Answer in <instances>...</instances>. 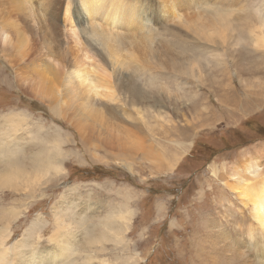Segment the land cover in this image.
<instances>
[{"label":"rangeland","instance_id":"obj_1","mask_svg":"<svg viewBox=\"0 0 264 264\" xmlns=\"http://www.w3.org/2000/svg\"><path fill=\"white\" fill-rule=\"evenodd\" d=\"M13 1L0 0V126L8 128L2 119L9 114H26L32 137L62 141V152L60 172L50 174L46 187L29 194L0 192V208L11 207L15 199L22 201L14 202L16 208L28 207L15 222L10 243L44 225L35 251L45 256L55 248L48 242L54 219L66 217V223L76 220L65 233L77 237L70 241L80 253L85 236L76 217L92 227L127 203L132 211L129 231L122 240L104 242V252L99 253L110 264H240L230 259L233 254L246 264H264V237L260 239L264 235L251 231L256 228L251 213L254 196L248 200L230 190L244 175L239 171L253 168L257 175L245 178L254 185L264 175V47L256 38L264 34V0H135L140 14L147 13V22L134 26L128 19L118 24L127 38L125 50L120 51L125 55L119 56L134 59L140 70L133 74L132 84L127 83L139 91L134 103L114 87L131 72L110 73L114 64L107 48L84 35L83 23L73 13L79 0H20L29 8L26 12ZM67 7L79 28L78 46L65 32L62 18ZM211 8L216 15L208 13ZM12 22L18 32L10 28ZM103 27L107 28L106 22ZM19 41H24L21 50ZM164 49L182 53L195 65H180V75L158 68L155 58L165 59ZM84 55L93 58V63L87 61L91 69L84 66V70L102 76L97 79L93 73L90 83L110 81L117 102L93 100L85 93L87 87L81 88L80 100L68 95L67 101L61 95L58 81ZM45 64L48 80L42 77ZM100 65L110 78L97 70ZM192 68L195 78L181 72ZM250 90L253 95H247ZM57 104L61 117L52 112ZM23 137L25 150L37 147V141L29 142L30 135ZM122 137L132 151L142 143L147 151L157 153L161 166L142 159L140 151L116 158L114 146ZM174 159L178 160L174 169L166 171L167 162ZM217 228L224 233L218 234ZM250 234L257 239L251 240ZM227 235L230 241L239 239L234 247L228 245ZM80 255L74 260L80 262L84 254Z\"/></svg>","mask_w":264,"mask_h":264},{"label":"bare ground","instance_id":"obj_2","mask_svg":"<svg viewBox=\"0 0 264 264\" xmlns=\"http://www.w3.org/2000/svg\"><path fill=\"white\" fill-rule=\"evenodd\" d=\"M14 1H16L18 7L24 5L23 3L20 2V0H14ZM217 1L221 2L222 0H217ZM231 1H233V0H231ZM27 3H28V0H27ZM105 5H109L110 7L105 10L104 9ZM15 6H16V4H15ZM67 6L69 7L68 4H67ZM18 7H16V8H18ZM23 7L24 6H22L21 8H23ZM68 7H67V9L66 8L64 9L63 18H62L63 22L65 24L64 27L67 28V31H65V32L69 33L70 36L68 38L71 39L76 46H78L79 40L81 37H79V35L77 34L79 32V30L77 32L76 29H79V28H76V26H75L77 24V21L75 22V19L70 17L69 13H72V12L70 9H68ZM74 7L76 8V10L73 13L78 14V17H76V19H78L79 22L81 21L83 23L82 31L84 32V35L87 36V39L89 38L96 45L99 44L98 46L106 47L107 50L109 51V53H108L109 58L113 61V64H114L113 65L114 67L112 66V68L110 69V73H112L118 69H122L123 71L125 70L126 72L127 71L131 72L130 76L128 75V77H126L122 81L120 79L121 85H119L117 83L118 85H115L114 87L117 88L119 91H124V92H122V95H126V96L128 95L129 97L128 96L127 97L131 99V100L130 99L129 100L132 103H134L135 100L139 99L137 97V95L139 94L138 93L139 91H136L135 88H137V87H135V85H133L131 88H129L130 85L128 86L127 83L132 84V82H133L132 76H133V74H137L139 69H137V67H135L134 59H131V60L126 59L125 60V58L127 56H124L125 57L124 58L122 55L121 56L124 59L119 58V57H121V56H119V54L122 53L125 55V51H124V53L123 52L120 53V51L125 50L124 46L126 45L125 41L127 40V38L125 36H123V34L120 32L121 26L118 24H123L129 19L132 22H135L134 26L135 25L139 26L138 23L144 24L147 22V19H146L147 13L144 12V13L140 14V11L137 9V5H136L135 0H109V1H107V0H79V2ZM14 8H12V9L14 10ZM24 8L22 9V10H25L24 12H26V10H29V8L28 9H26V7H24ZM206 8H208V7H206ZM19 11H21V10L19 9ZM33 11L34 10H32V13H33ZM27 13H28V11H27ZM208 13L212 14V16H213V15H216L217 11L215 12V8H211L208 11ZM19 14H22V13L19 12ZM198 14H199V12H198ZM83 16L85 17V19H83ZM22 21L25 24L24 19ZM87 21H88V23H87ZM105 22H106L107 28L103 27ZM9 26H10V28H14L16 32L19 31V29L17 28L18 25L16 22H12L11 24H9ZM199 26L200 25H198V28H199ZM16 29H18V31ZM262 29H264V28H261V30ZM114 31L119 32V33H115ZM211 31L214 32V29H211ZM255 32H256V30H255ZM204 34H207V33H204ZM247 34H249V33H247ZM251 35H253V33ZM251 35H250V38H251ZM258 35L259 36H257L256 38H258L257 39L258 41L260 40L259 41L260 44H262V46L264 47V39H263L264 34H263V37H262V33H259ZM18 36H17V39H18ZM2 37H3V41H6L7 35L3 33ZM23 38H25V37H23ZM23 38H22V40H23ZM252 38L254 39L255 37H252ZM20 39L21 38H19V40ZM210 39H208V40H210ZM17 41L15 39V42H17ZM20 41H19V44L17 43L19 46V48H18L19 50L23 49V47H24L23 46L24 41L22 44H20ZM126 43H128V42H126ZM164 51L167 52V55H169V56L166 55L165 59H163L164 61L161 60L162 58L159 59L158 61L156 60L157 57L155 58V61L159 64L157 66L160 69L164 68L166 71H168V70L173 71V74L175 73V75H177V74H179L178 71L181 70V68H182L180 65H182V64L183 65L184 64L185 65L186 64L187 65L188 64L195 65V63H193V62L192 63L189 62V59L187 56L182 57V53H180V55H176V54H171L170 50L164 49ZM129 52L130 51H128L127 52L128 54L126 53V55H129L131 53L133 54L132 51L130 53ZM176 52L177 51L175 50V53ZM153 55H155V54H153ZM157 55H159V53H157ZM133 58H135V57L133 56ZM107 59H108V57H107ZM152 59H154V56L152 57ZM91 60L93 63V58L91 57V55H89V56L84 55V57H82V59L80 60L79 65L77 64L76 66L71 67L70 69H72V70H70V71H69V69H67V72H66L67 74H65L64 78L62 79V82L58 81L57 78H55L56 77L55 74L53 73V78L55 80H57L59 85L61 86V95H63L67 99V101H69V99L67 98L68 95L70 96L71 99L80 100L81 99V95H80L81 94L80 93L81 88L87 87L86 89H88V90L87 91L85 90L86 91L85 93L87 95L89 93V95H91V98L93 100L95 98L96 99L99 98V100H100V98L102 97V98L107 99L110 102H115L117 98H115L113 86H112L110 81L107 83L105 82L106 80L104 82H98L97 81L96 83L95 82L90 83L92 81L88 80L89 76L92 77L93 73L95 71H93V73H92V71L89 72L90 70L89 71L84 70L85 68H83V67L84 66L90 67V65L87 64V61H89V63H90ZM43 62H45V61H43ZM145 62H147V61H145ZM94 63H97V62H94ZM41 64L43 65V63H41ZM100 66L102 67V65H100ZM100 66L97 67V70L103 72L104 75L106 76L107 74H105L103 67L101 68ZM43 67H45L44 68L45 70H44L42 77L44 79L48 80L47 75H49V65L45 64ZM89 67H87V69ZM167 68H168V70H167ZM89 69H91V67ZM181 72L183 74L184 73L187 74L189 77H192V78L194 77L193 68H192V70H186V72L185 71L184 72L181 71ZM95 73L97 74V72H95ZM95 73H94V76H96V78L99 79V77H100L99 72H98V75H96ZM113 74H110V75H113ZM224 75H225V73H224ZM101 77H100V79H101ZM106 77L110 78V76H108V75ZM93 78H95V77H93ZM44 83L49 85V81H46ZM37 90L39 91L38 87H37ZM102 90L104 91L103 94H102ZM39 94H40V91H39ZM253 94L254 93L251 90L247 92V95H253ZM142 96H144V95L142 94ZM145 97L147 98V96H145ZM141 100L142 99H140L139 103H137V104H141ZM220 100L225 103V101L222 100L221 98H220ZM245 100H247V99H245ZM96 101L94 102L95 104H97ZM143 101H145V99H143ZM231 101H233V103H234L233 99H231ZM88 104L89 103H88V99H87V102H85V105L87 106ZM225 104H226V106L228 105L227 103H225ZM53 108L54 109L52 112L55 115H59L58 117H61L59 111H62V108L59 106V104L55 105ZM112 110H115V109L112 108ZM137 112H139V111H137ZM123 115L127 116V113L123 112ZM128 117L129 116H127V118ZM2 122L4 123V125L5 124L8 125V128L4 129L0 126V165H1L0 166V192H10L12 194L14 193L17 195H19V193H22V194L28 193L29 194L30 192L35 193L36 191L40 190L41 188L46 187L48 185L49 181L51 180V178L49 177L50 174L53 173L54 170L56 172H60L59 166L61 165V162L59 165V158L61 157L62 151L60 150L59 145L62 141L54 140L53 142L50 143V141H47V140H42V139L36 140V138H39V137H37V136L32 137L31 133L27 131V128H26L27 127V116H26V114H22V113L9 114V115L3 117ZM24 131H25V133H24ZM27 135H30V141L29 142H32L33 140L37 141L36 142L37 147H34V146L30 147L29 152H28V149L25 150V148H23V145H22L23 143L27 142L26 139L24 141V137H23V136L26 137ZM84 140H86V139H84ZM83 144H84V141H83ZM127 146H128V142L126 141V139L124 137L118 138L116 145L114 146L115 147L114 151H116L114 153H117V155L115 157L116 158L120 157L119 156L120 153L121 154H128L130 156L131 153H133V152L136 153V152L140 151L142 153V156H143L142 159H144V160H150L151 159V163H155L156 166H161L162 163H160L159 161H161L162 159H160V156L156 155L157 153L155 154V152H153L151 150L147 151V149L145 147H143L142 143H141V146L139 144L136 146H133V151L131 150L132 147L129 148ZM177 161L178 160H176V159H174V161H172V162L168 161L166 164L167 169L165 168L166 171H169V170L172 171L174 169V166L176 165ZM159 168H162V167H159ZM239 173H242L244 175L242 177L238 178L239 182H236L234 184L233 188L231 187L230 190L232 192L238 191L237 192L238 196L246 197V198H248V200H250L251 197L254 196V199L251 202V213L253 216V220L256 223V228H254L251 231H253V232L256 231V232L262 233V235H264V175L260 176L261 181H257L258 184L254 185V184L250 183L251 180L245 178L247 175H249V176L257 175V173L254 171L253 168L249 167L244 171H239ZM40 182H42V183H40ZM125 198L128 200V199H130V196L126 194ZM28 199H31V198H28ZM28 199H25V200H28ZM19 201L17 199H15L13 201V204L11 207L6 208V209L0 208V264H110L106 259L100 258V255H99L100 251L104 252L103 247L105 245L103 246V243L108 242V241H112V240H122L123 239L122 234L124 232H126L127 230L129 231L130 220L132 219V214H131L132 211L126 206L127 203H125L126 205H123L118 211L111 212V213L107 214L106 216H104L103 218L100 217L101 219H98L92 225V227H90L91 225L88 224L87 220L81 219V218L79 219V217H76L79 220L77 222L84 229L83 236H85V244L83 247L81 246V251L79 253V251L76 252L75 247L72 245V243L70 241V239H72L71 237H73L75 235L71 236L70 234H68V233L72 234V232L65 233V230L68 227V225L74 224V223H72V221L75 220L74 217H73L74 220L69 219L67 223H66V219H65L66 217H64V220H63V217H61V218L55 217L56 219H54L55 220L54 230L48 239V242L53 244L55 248L50 249L49 252H47V254L44 256V253H37L35 251L36 248L38 247L37 245H39V246L41 245L40 233H42V229H43L42 227L44 225L42 227H39V229L37 227L34 228L35 230L29 229L30 232L27 234H24L21 239L13 240V243L12 244L10 243L12 237L14 236L13 228H14L15 222L19 219V217L21 215L25 214L28 210V207H26V206L23 208H16L14 206V202L18 203ZM1 203H3V202H1ZM19 203H22V201ZM65 214H67V213H65ZM77 216H78V213H77ZM39 230L41 232H39ZM43 231H44V229H43ZM78 233H79V231H78ZM222 233H224V231L219 230L218 234H222ZM79 234L82 235L81 233H79ZM228 237L229 236L227 235L226 241H229L228 245H231V246H232V244L235 245V243L238 242V240H239V239H235V240L233 239L232 241H230L231 239L229 240ZM250 237H251V240L257 239L251 234H250ZM262 237H264V236H261L260 239ZM75 238H77V237H75ZM222 239L224 241V238H221V240ZM76 241H77V239L75 240V242ZM226 241H224V242H226ZM76 243H77V245H79L78 242H76ZM239 243L242 244L243 242L240 241ZM245 243L246 242H244V244ZM256 246H257V244H256ZM232 247H234V246H232ZM229 248H231V247H229ZM233 252L235 253V251H233ZM80 254H84V256L82 258H80L81 261L80 262L78 260L75 261L74 259L77 256H82ZM38 255H39V258H38ZM233 255H234L233 257L235 259L234 258H230V259H233V260L237 259L236 261H239L240 264H246L245 260L240 259L241 256L239 254H237V255L233 254ZM107 256H109V255H107ZM36 260H39V261L36 262ZM110 261H112V260H110ZM262 263L263 262H261V264ZM215 264H217V263H215Z\"/></svg>","mask_w":264,"mask_h":264}]
</instances>
